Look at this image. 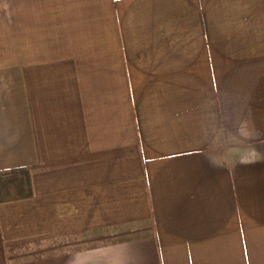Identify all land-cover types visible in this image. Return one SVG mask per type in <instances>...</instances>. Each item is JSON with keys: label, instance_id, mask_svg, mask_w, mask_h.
<instances>
[{"label": "crops", "instance_id": "crops-1", "mask_svg": "<svg viewBox=\"0 0 264 264\" xmlns=\"http://www.w3.org/2000/svg\"><path fill=\"white\" fill-rule=\"evenodd\" d=\"M0 33V264H264V0H0Z\"/></svg>", "mask_w": 264, "mask_h": 264}, {"label": "rangeland", "instance_id": "rangeland-1", "mask_svg": "<svg viewBox=\"0 0 264 264\" xmlns=\"http://www.w3.org/2000/svg\"><path fill=\"white\" fill-rule=\"evenodd\" d=\"M20 47L19 34L0 33V67L17 66L22 57L27 61L28 50L24 54V49Z\"/></svg>", "mask_w": 264, "mask_h": 264}]
</instances>
